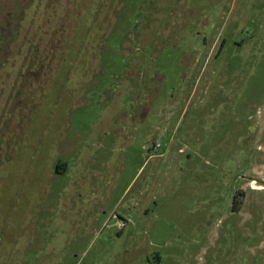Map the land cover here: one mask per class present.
Here are the masks:
<instances>
[{"label": "rangeland", "instance_id": "obj_1", "mask_svg": "<svg viewBox=\"0 0 264 264\" xmlns=\"http://www.w3.org/2000/svg\"><path fill=\"white\" fill-rule=\"evenodd\" d=\"M0 264H264V0H0Z\"/></svg>", "mask_w": 264, "mask_h": 264}, {"label": "crops", "instance_id": "obj_2", "mask_svg": "<svg viewBox=\"0 0 264 264\" xmlns=\"http://www.w3.org/2000/svg\"><path fill=\"white\" fill-rule=\"evenodd\" d=\"M127 190H128V188H127ZM127 190H126V191H127ZM108 194H111V193H108ZM125 194H126V193L123 194L122 199L124 198V195H125ZM125 198H126V197H125Z\"/></svg>", "mask_w": 264, "mask_h": 264}]
</instances>
